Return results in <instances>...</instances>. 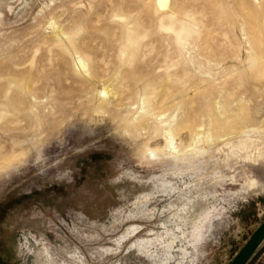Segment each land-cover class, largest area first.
<instances>
[{"label": "rangeland", "instance_id": "rangeland-1", "mask_svg": "<svg viewBox=\"0 0 264 264\" xmlns=\"http://www.w3.org/2000/svg\"><path fill=\"white\" fill-rule=\"evenodd\" d=\"M263 222L264 0H0V264H231Z\"/></svg>", "mask_w": 264, "mask_h": 264}, {"label": "bare ground", "instance_id": "bare-ground-1", "mask_svg": "<svg viewBox=\"0 0 264 264\" xmlns=\"http://www.w3.org/2000/svg\"><path fill=\"white\" fill-rule=\"evenodd\" d=\"M157 8L159 11H161L164 15H167L169 13V8L171 5L172 0H154ZM167 18H169L170 20V25L168 26V30H171L175 33L176 35V40L179 43V45L181 46H185L186 42L195 34H197L198 32L189 24H185L183 22H179L177 20L174 19V17L172 16H168ZM180 25L179 29H175L174 26L176 24ZM128 46H126L125 48H123L122 54L123 56H132L134 55V48L136 47L137 43H138V37L136 36V34L132 31H128ZM78 63L83 67L86 68V64L82 59H78ZM103 93H108L107 90H104ZM174 138V137H173ZM173 138H171L170 140V146L173 147ZM173 150H175V148H173ZM260 187V186H258Z\"/></svg>", "mask_w": 264, "mask_h": 264}, {"label": "water", "instance_id": "water-1", "mask_svg": "<svg viewBox=\"0 0 264 264\" xmlns=\"http://www.w3.org/2000/svg\"><path fill=\"white\" fill-rule=\"evenodd\" d=\"M264 242V222L252 234L246 244L239 250L231 264H248L261 244Z\"/></svg>", "mask_w": 264, "mask_h": 264}]
</instances>
